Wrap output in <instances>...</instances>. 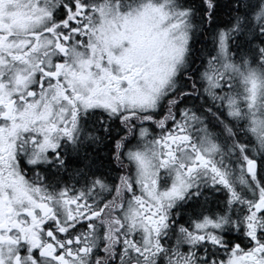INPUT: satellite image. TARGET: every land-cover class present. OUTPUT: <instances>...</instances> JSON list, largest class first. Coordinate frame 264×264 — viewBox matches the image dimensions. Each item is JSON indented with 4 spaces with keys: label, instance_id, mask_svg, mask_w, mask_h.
Instances as JSON below:
<instances>
[{
    "label": "snow or ice",
    "instance_id": "snow-or-ice-1",
    "mask_svg": "<svg viewBox=\"0 0 264 264\" xmlns=\"http://www.w3.org/2000/svg\"><path fill=\"white\" fill-rule=\"evenodd\" d=\"M0 264H264V0H0Z\"/></svg>",
    "mask_w": 264,
    "mask_h": 264
}]
</instances>
